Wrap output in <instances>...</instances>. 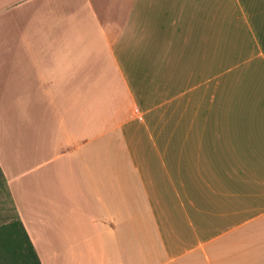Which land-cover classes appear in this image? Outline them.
I'll return each mask as SVG.
<instances>
[{
    "label": "crops",
    "instance_id": "crops-1",
    "mask_svg": "<svg viewBox=\"0 0 264 264\" xmlns=\"http://www.w3.org/2000/svg\"><path fill=\"white\" fill-rule=\"evenodd\" d=\"M0 122L40 264H264V0H0Z\"/></svg>",
    "mask_w": 264,
    "mask_h": 264
},
{
    "label": "trees",
    "instance_id": "trees-1",
    "mask_svg": "<svg viewBox=\"0 0 264 264\" xmlns=\"http://www.w3.org/2000/svg\"><path fill=\"white\" fill-rule=\"evenodd\" d=\"M0 248L13 264H40L30 239L19 220L0 229Z\"/></svg>",
    "mask_w": 264,
    "mask_h": 264
},
{
    "label": "rangeland",
    "instance_id": "rangeland-1",
    "mask_svg": "<svg viewBox=\"0 0 264 264\" xmlns=\"http://www.w3.org/2000/svg\"><path fill=\"white\" fill-rule=\"evenodd\" d=\"M11 111L9 115L7 116V119L5 118L3 121V125L5 127H8V131L13 132L14 134L17 133L18 130H16V115L13 113V110L15 108H10ZM1 125V122H0ZM8 142L13 143L11 147H9L10 151H15V138H12L8 140ZM6 157L7 160H9V155H2L0 156ZM14 191L16 192V187L13 186ZM19 220L16 213V204L14 201V198L11 196L10 192L7 189V186L5 184L4 179L1 176L0 173V229L7 226L11 222ZM0 264H13V262L8 259L6 256V251L2 248H0ZM17 264H20V262L17 260Z\"/></svg>",
    "mask_w": 264,
    "mask_h": 264
}]
</instances>
